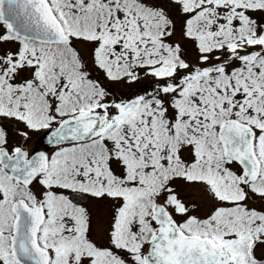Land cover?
Masks as SVG:
<instances>
[{"label":"snow or ice","instance_id":"1","mask_svg":"<svg viewBox=\"0 0 264 264\" xmlns=\"http://www.w3.org/2000/svg\"><path fill=\"white\" fill-rule=\"evenodd\" d=\"M0 264H264V0H0Z\"/></svg>","mask_w":264,"mask_h":264}]
</instances>
